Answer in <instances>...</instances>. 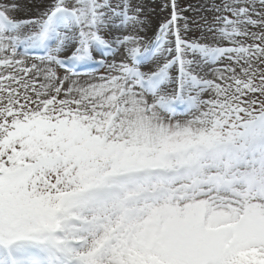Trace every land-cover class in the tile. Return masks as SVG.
Returning <instances> with one entry per match:
<instances>
[{
    "label": "snow or ice",
    "instance_id": "obj_1",
    "mask_svg": "<svg viewBox=\"0 0 264 264\" xmlns=\"http://www.w3.org/2000/svg\"><path fill=\"white\" fill-rule=\"evenodd\" d=\"M0 264H264V0H0Z\"/></svg>",
    "mask_w": 264,
    "mask_h": 264
},
{
    "label": "rangeland",
    "instance_id": "obj_2",
    "mask_svg": "<svg viewBox=\"0 0 264 264\" xmlns=\"http://www.w3.org/2000/svg\"><path fill=\"white\" fill-rule=\"evenodd\" d=\"M22 1H24V0H21V2ZM26 1V0H25ZM192 2L193 3H195V0H192ZM159 3V0H155V3H153V0H145V4L147 5V10L149 11V12H151L152 11V9L154 8V7H156V4H158ZM159 10H158V8H157V12H158ZM19 13V12H18ZM18 13H16L15 15H18ZM28 15H29V13H28ZM158 19H159V17H157V16H153L152 17V21H153V30H154V28H155V25H156V23L158 22ZM149 35H151V33H149Z\"/></svg>",
    "mask_w": 264,
    "mask_h": 264
},
{
    "label": "bare ground",
    "instance_id": "obj_3",
    "mask_svg": "<svg viewBox=\"0 0 264 264\" xmlns=\"http://www.w3.org/2000/svg\"><path fill=\"white\" fill-rule=\"evenodd\" d=\"M21 3H27V0H26V1L24 0V1H22ZM17 16L22 17V18H27V16H28V12H27V10L25 9V11L19 12Z\"/></svg>",
    "mask_w": 264,
    "mask_h": 264
}]
</instances>
